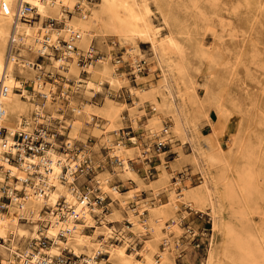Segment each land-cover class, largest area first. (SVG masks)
<instances>
[{"label":"rangeland","instance_id":"1","mask_svg":"<svg viewBox=\"0 0 264 264\" xmlns=\"http://www.w3.org/2000/svg\"><path fill=\"white\" fill-rule=\"evenodd\" d=\"M85 1L90 5L100 2ZM61 2L72 11L77 3L68 0ZM141 2L146 7L151 21L161 26L166 18L168 26L165 31H171L183 44L187 86L183 85L182 88L184 102H180L176 97L177 105L182 107L184 115L187 114L190 135L196 133L202 142L208 138L209 144H216L219 140L222 142L223 151L219 152L221 155L218 154L223 160L219 167L224 169L228 182L237 183H233L236 192L234 205L237 212L232 216L235 229L245 240L250 239L251 242L264 246V0H141ZM79 16L81 13L73 11V15L66 20ZM20 21L25 22L21 18ZM5 27L11 32L12 23ZM65 27L66 25L60 28ZM33 33L38 34V31L34 30ZM22 35L28 41L27 45L23 42L12 44L10 38L0 37L3 58L11 63L14 59L22 63L40 61L41 71L44 73L42 83L46 86V90L43 91L46 99L38 100L36 89L32 88L31 78L37 79L38 67L34 66L35 70L28 67H24V71L15 70L16 79L25 81L23 85L28 96L23 95L22 88L14 89V100L7 102L5 107L7 119L3 124L14 127L18 126L22 119L23 121L27 119L32 122L28 130H33L35 125H38L32 121L39 115L35 108L37 105L45 113L44 118L47 119L45 123L56 132V139L53 135L49 137L54 138L57 144L65 140L70 147L75 145L82 149L80 152L78 150L76 157L83 155V150L90 154L91 164L95 169L92 185L99 187L109 197L111 204L106 212L97 207L99 210L93 213L96 227L86 228V234L96 233L99 239H104L106 235L103 226L110 227L115 231L113 238H110L111 243L122 247L128 254L133 253L134 249L140 255L149 253L151 250L149 243L155 241L148 223L149 214L163 203L166 209L171 210L166 218V224L172 225L170 219L179 222L178 227L166 229L176 264H201L210 248L209 239L214 233H218L217 230L216 232L213 230L210 209L208 207L202 209L199 206L191 208L185 200H180L175 207L171 204L170 195L181 192L183 187H195V190L204 195L201 180L206 173L202 162L195 158L191 143L187 139L184 140L182 134L172 130L174 124L172 114L170 109L163 106L165 102L162 96L156 95L148 86L149 80L156 82L162 73L151 45L137 42L134 38L124 39L101 31H92L86 42L77 44L76 49L86 50L93 43L104 59L92 64L93 68L89 66L87 72H82L77 64L79 72L76 74L57 68L55 61L61 57L52 55L44 59L36 57L38 52H49V45L55 44L54 41L49 43L38 36L26 37L24 32ZM109 40L115 41L116 44H111ZM201 52L204 55H201ZM113 53L122 54V57L130 62L143 57L148 62V67L145 72L133 75L128 72V67H119L113 59ZM77 58L76 53V59L68 63L77 62ZM105 68L121 80L120 87H111L108 81L102 80V70ZM77 76L80 77V82L75 83ZM85 79H91L96 83L103 82L100 84V90L93 93L84 92ZM144 79L147 82H144ZM60 88L64 89L67 98L64 103L59 99L51 100L53 90ZM135 88L145 90L142 97L135 93ZM108 96L113 100V107L117 110L119 131L110 127L103 114ZM87 107L92 109L90 114L85 111ZM126 115L130 119V126ZM154 125L159 126V133L153 130ZM164 126L169 128L167 134L163 133ZM140 130L146 132L144 138L137 135ZM124 134L134 136L136 145L127 142L125 138L120 141ZM156 136L170 141V146L157 153L148 154L151 155L150 159H144L141 152L142 143L152 142ZM110 142L126 144L132 151V156H129L130 153L127 154L130 163L134 161L138 167H142L144 175L137 172L134 163H131L133 172L123 174L122 163L110 153ZM54 147L58 151L56 145ZM150 160L153 161L152 165L148 162ZM212 174L216 178L217 172ZM106 176L109 178L108 185L104 181ZM128 178L134 181V187L128 185ZM81 179L83 178L80 176L79 181ZM18 183L22 192L24 183ZM72 185H77L80 190L79 184L74 182ZM142 188L146 189V195H140L138 190ZM3 190L2 187L0 214L6 209L8 212L0 217V243L14 248L15 252L0 248V263L18 264L19 260L14 253L22 256L19 253H24L27 248L35 251V248L39 247L33 246L36 239L32 240L26 231L12 235L10 228L16 221L29 227L31 220L21 217L19 205H12L10 199L2 197ZM129 192L132 194L129 195ZM134 192L138 195H134ZM225 192V188L218 187L217 194L222 201L226 200ZM18 197L23 198V192ZM126 197L125 208L130 207L134 212H138L139 216L133 218L123 208L121 198ZM6 203L11 204L9 208L2 206ZM60 204L64 207L63 198L60 199ZM224 209H227L226 212ZM48 211V208L42 207L40 214L49 219ZM222 214L224 217L229 215L228 205H224ZM46 223L47 221H44L40 225L44 230H47ZM204 226L211 227L212 232L209 230L208 233H201ZM189 228L199 233L197 237V240L201 237L199 245L191 238ZM209 232L207 243L206 236ZM124 235L127 238L125 244L119 237ZM158 247H164L162 241L158 243ZM140 255L137 256L139 259ZM100 257L99 255L98 258ZM155 258L159 259L157 255Z\"/></svg>","mask_w":264,"mask_h":264},{"label":"bare ground","instance_id":"2","mask_svg":"<svg viewBox=\"0 0 264 264\" xmlns=\"http://www.w3.org/2000/svg\"><path fill=\"white\" fill-rule=\"evenodd\" d=\"M68 1H75L81 6L82 10L78 12V14L81 13V16L66 20L73 15V11H77H75V9L72 11L69 8V13L62 11L63 5L61 0H0V37L10 38L12 44H20L23 42L27 45L28 41L23 37L24 35H22V32H24L26 37L38 36L49 43L54 41L55 45H61L67 40L69 45L72 46L73 49H76L77 44L79 45L82 42H86L92 31H101L102 33L116 35L124 39L134 38L137 42L149 43L152 53L157 58L159 63L158 66H160L162 73L156 82L149 80L148 86L156 95L162 96L163 102H165L163 106L170 109L172 114V121H174L172 130L182 134L184 140L187 139L191 143L195 158L202 162L205 173L207 174H205L204 178L201 180L205 190V192H203L205 193L204 195L197 191V189L195 190V187H183L181 192H175L174 195H170L171 204L175 205V207L178 206L180 200H185L191 208L199 206L202 209H206V207L210 209L214 225L213 230L214 232L217 230L218 233H214L212 238L209 239L208 244H210V248L208 249L206 259L203 260L201 264H264V246L251 242L250 239L245 240L240 232L235 229L232 216L237 213L234 205L236 192L233 184L234 182L236 183V181L233 183L228 182L224 169L219 167V164L223 160H221V156H219V154L221 155L219 152L223 149L222 142L219 140L216 144H209L208 138L202 142L199 140L196 133H191L190 135L187 114L184 115L182 107L177 105L176 97H178L180 102H184L185 100L182 88L183 85L187 86L185 73L186 61L183 44L171 31H165L168 26L166 18H164L163 25H155L151 21L148 11L141 0H100L98 4L91 3V5L85 0ZM23 2H28L33 6L36 13L34 19L24 20L20 17L18 5ZM16 9L18 10L16 11ZM39 16L40 18H38ZM47 17L54 18L57 24L52 26L45 22L41 23V21H44ZM20 18L25 22H21ZM9 23H12L11 32L5 27L8 26ZM29 23L35 25L32 26ZM64 25H66L65 28H60ZM32 30H37L38 34L33 33ZM91 45L94 46L93 43ZM63 48L64 47H62V49ZM73 49L69 51L65 50L64 53L68 55V57L63 54L64 57L60 56L61 59L55 61L57 68L67 73L75 72L78 74L79 70L77 64L81 68V71H88L89 66L92 67V64L104 59V56L100 54L99 57L90 60L84 65L79 63V57L77 58V62L68 63V61L76 59V51ZM201 55L204 54L201 52ZM115 62L120 65L118 61L115 60ZM24 67L35 70L33 61L27 63H22L16 59H14L12 63L5 61L2 53V44L0 43V87H5V91L0 93V107L2 109L0 113V123L6 128V133L0 135V190L2 187L3 189L8 187V190L12 188L19 189L21 186L18 182L24 183L22 186L23 198L19 199L15 193H12L9 199L12 205L20 206L21 217H24L26 220H31L32 225L30 224L31 227H28L25 223L16 221L10 228L12 235L15 236V234L26 231L27 234L32 237V240L39 239L41 234L47 237L45 245H38L39 248H35V251L27 248L24 253H19L23 256H19V258L25 259V257H27L31 262H34L41 257L42 253H46L47 264H62L54 260L53 257L63 253V249H67L78 256L79 260H84L83 264H159L160 262L161 264H176L172 243H170L171 240L168 239L167 230L178 227L179 222H175V219H170L172 225L166 224V218L168 214L171 213V210L166 209L163 203H160L159 206L155 207L149 214L148 223L155 240L154 243H149L150 252L140 255L136 252V249H134L133 253L128 254L122 247L111 243L110 238H113L115 232L113 228L103 226V231L106 235L104 239H99L96 233L92 235L86 234V228L96 227L93 221V213L97 212L99 209L95 205H88L85 202H81L79 197L81 192L78 186L72 185L74 183L72 172L83 155L80 154L78 157L71 158L68 157L69 153L58 152L54 147V145H58L57 142L54 138L49 137L50 135H47L46 138L51 141V144L46 149L44 155L51 161L46 171L42 169L41 164H39L38 169L36 168L38 173L35 175L33 173L31 174V169H26L27 164L31 162L37 163L39 161V157L36 155L24 156L23 159L18 162L8 161L4 158L6 145L12 141V134L16 130L32 131L28 130L32 122L27 119H24V121L22 119L18 123V126L14 127L3 124V121L7 119L5 110L7 102L14 100V89L22 88L23 95L28 96L23 82L18 81L15 77V70L24 71ZM37 67L42 68L41 65H37ZM133 69L134 75L139 74L135 68ZM102 74V80L108 81L111 87H120L121 80L116 74H112L106 68L102 70ZM66 76L67 78L69 77L67 74ZM76 78L77 81H75V83L80 82V77L77 76ZM32 79L34 80L36 90H46V86L42 83V78L37 77L36 79L32 77L31 80ZM143 81L147 82L146 79ZM102 83H96L91 79H85L84 84L82 83L84 85V92H98L100 90V84ZM79 86L82 87V85ZM72 88L75 89L74 86H72ZM134 91L137 95L142 97V92L145 90L135 88ZM35 108L39 115L32 121L36 124L45 122V120H47L44 118L45 113L39 106L36 105ZM91 110L92 109L88 107L85 108L88 114H90ZM103 114L109 122L110 127L118 129L119 131V124L116 120L117 110L113 107V100L110 99L109 96L105 100V113ZM152 128L156 133H159L158 125H154ZM168 131L169 128L164 126L163 133L167 134ZM131 139L135 142L133 145H136V138L131 136ZM3 141H6L5 146L3 145ZM109 144L110 153H113L112 155L116 156L123 165V174H130L133 172L130 159L127 155L130 153L129 156H132L131 149L126 144H115L113 142ZM163 170L162 173H164ZM214 172H217L216 178L212 176ZM238 179L240 178L238 177ZM104 181L108 185L109 178L106 176ZM199 186L201 185L199 184ZM218 187L225 188L226 200L222 201L217 194ZM118 194L121 195L120 193ZM130 194L132 193L129 192V195ZM61 198L64 200V207L59 206ZM121 199L123 201V208H125L127 197ZM11 204L6 203L2 206L9 208ZM108 204L110 205L111 202H108ZM224 205H228L229 215L227 217H224L222 214ZM42 207L49 209V219L44 218L40 214ZM70 208L75 209L77 212L76 216L70 214ZM125 209L129 212L131 217L134 218L139 216V213L134 212L130 207ZM7 210L8 209L2 212L3 216L6 215V212H8ZM2 214H0V217ZM44 221H47V230H44L43 227L40 226ZM67 227L69 231L64 234V237L61 238L58 236L59 231ZM214 227H217V229ZM119 237L124 240L125 244L127 241L126 236ZM12 238L15 239V237ZM48 240L50 241L49 246ZM160 241H162L163 248L158 247ZM0 248L8 252H15L14 248L5 246L2 243H0ZM101 252L107 255L103 254L99 259L98 256L101 255ZM138 255L141 256V259L137 257ZM156 255L159 259L155 258ZM16 258L18 259V257ZM104 258L107 260H101Z\"/></svg>","mask_w":264,"mask_h":264},{"label":"built area","instance_id":"3","mask_svg":"<svg viewBox=\"0 0 264 264\" xmlns=\"http://www.w3.org/2000/svg\"><path fill=\"white\" fill-rule=\"evenodd\" d=\"M19 6V7H18ZM17 7L19 8L20 11V17L24 20H32L35 18V10L31 4L28 2H23L22 4L18 5ZM75 11L80 12L81 6L77 3L75 4ZM62 9L64 12L69 13L68 7L65 5L62 6ZM18 9H16L17 11ZM16 13V12H15ZM45 23H48L50 25L57 24L56 20L52 17H47L44 20ZM73 37V36H72ZM111 44H116L115 41L109 40ZM51 47L50 52H38L36 57H40L41 59L48 58V56L52 55L55 57H64L63 54H65V50L69 51L70 49H73L72 46L69 45L68 41H64L61 45H49ZM62 47H64L62 49ZM76 51L78 54V61L81 65L86 64L90 60H93L101 54L100 51L96 50L93 45H90L86 50L82 49H73ZM66 57L68 55L65 54ZM113 59L119 62V67H128V72L134 75V69L138 71L139 73L145 72L147 69V64L148 62L143 58L140 57L136 60H132L130 62L128 59H124L122 57V54L118 53H113ZM34 66L37 67V65H40V61L34 60L33 61ZM42 68H38V75L36 77L42 78V73L41 71ZM82 72H87L85 70H82ZM43 79V78H42ZM32 88L35 89L34 87V80L32 79ZM25 81H23L24 83ZM64 89L60 88L59 90H53L52 95H51V100L59 99L63 103L67 101L66 95H64L63 92ZM66 90V89H65ZM5 91V87L1 86L0 87V93ZM67 91V90H66ZM37 98L38 100L44 101L46 99L45 93L39 89L36 90ZM57 96V98H56ZM2 109L0 107V113ZM48 123L41 122L37 126L33 128L31 132L25 131V130H16L12 134V141L6 145V141H3V145H6V149L4 151V158L8 161H13V162H18L23 159L24 156H29V155H36L39 157V161L36 162H31L30 164H27L26 169L30 170L31 169V174H36L38 173L36 168H39V164H41V167L44 171L48 169L49 162L51 161L45 154L46 149L50 146L51 141L47 139V135H53L56 139V132L50 129ZM6 133V128L0 123V135H4ZM120 141L125 138L127 142L130 143H135L132 139L131 136L128 135H123L120 137ZM142 154L144 155V159H150L151 153H157L163 149H166L167 146H170V141L167 139H162L156 136V139L152 142H145L142 143ZM59 152H68L69 155L68 157H76L77 154L82 151L75 145H72L71 147L65 143V140L62 143H59L57 146ZM79 150V152H78ZM83 157L79 161V163L76 165L75 169L73 170V178L75 184H79L80 187V200L81 202H85L88 205H95L96 207L101 208L104 212L108 209V202L110 201L109 197L105 195L101 191V189L97 186H93L92 180H93V174H94V167L91 164V156L90 154L86 151L83 150ZM1 166V165H0ZM32 167V168H31ZM151 169V168H150ZM80 176L83 178L81 181H79ZM30 180V178H29ZM82 182V183H80ZM117 186V185H116ZM12 193H15L17 196L21 194V190L17 188H12L8 190V187H5L3 190V195L2 197H5L7 200L12 196ZM104 194V196L102 195ZM62 203V202H61ZM61 206V204L59 205ZM61 210V209H59ZM70 214L76 216L77 212L75 211L74 208L69 209ZM73 216V217H74ZM210 230L211 232V227L209 226H204L203 231L201 233H208ZM69 231V228H65L59 231L58 236L61 238L64 237V234ZM188 232L191 235V238L195 240L196 245H199L201 237L197 240L198 237V232L194 231V229L189 228ZM210 232L208 236H206L207 243H208V237L210 235ZM46 238L42 235L39 239H36L33 241V246H38V245H45L46 244ZM16 254V253H14ZM100 256H103L101 254ZM16 257H18L19 262L18 264H47L46 262V253H42L41 257H39L36 261L31 262L28 258H19V256L16 254ZM99 257V256H98ZM54 260L62 263V264H83L84 260H79V257L74 255L71 251L63 249V253L58 254L57 256L53 257Z\"/></svg>","mask_w":264,"mask_h":264},{"label":"crops","instance_id":"4","mask_svg":"<svg viewBox=\"0 0 264 264\" xmlns=\"http://www.w3.org/2000/svg\"><path fill=\"white\" fill-rule=\"evenodd\" d=\"M37 75H38V73H37ZM126 113H127V111H126ZM125 117H127V115L125 116ZM210 118L212 119V116L210 115ZM127 120H128V126H130L129 124V121H130V119L127 117ZM213 120V119H212ZM144 134H146V132L144 131V130H140L139 131V133L137 134L139 137H141V138H144L143 137V135ZM147 161V160H146ZM151 165L153 164L152 162V160H150V161H148ZM131 163H134V161L133 162H131ZM134 165H135V168H136V170H137V172L139 173V174H141V175H144L143 173H144V169L142 168V167H138V165H136L135 163H134ZM128 185H130V187H134L135 186V183H134V181H132L130 178H128ZM127 190V189H126ZM126 190H124V191H126ZM139 191V193H140V195H146V189H144V188H142V189H140V190H138ZM138 191H135V192H138ZM127 192V191H126ZM134 192V195H138V193H135Z\"/></svg>","mask_w":264,"mask_h":264}]
</instances>
